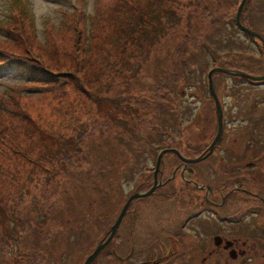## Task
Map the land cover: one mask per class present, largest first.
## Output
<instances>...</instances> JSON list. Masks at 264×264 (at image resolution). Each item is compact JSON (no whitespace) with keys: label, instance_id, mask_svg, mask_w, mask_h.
Instances as JSON below:
<instances>
[{"label":"rangeland","instance_id":"obj_1","mask_svg":"<svg viewBox=\"0 0 264 264\" xmlns=\"http://www.w3.org/2000/svg\"><path fill=\"white\" fill-rule=\"evenodd\" d=\"M169 1L0 0V52L37 65L35 76L59 74L44 84L0 67V264H39L53 244L67 260H87L134 190L152 184L162 151L180 154L164 155L165 179L182 157H208L218 132L209 72L264 75L258 41L236 24L242 0ZM172 15L180 25L165 38ZM13 18L28 33L5 32ZM243 22L258 33V0L246 4ZM214 86L225 115L218 154L246 148L264 162V85L216 73ZM215 156L200 163L204 176ZM158 199L137 204L141 229L170 226L161 218L176 208L159 209Z\"/></svg>","mask_w":264,"mask_h":264},{"label":"flooded vegetation","instance_id":"obj_2","mask_svg":"<svg viewBox=\"0 0 264 264\" xmlns=\"http://www.w3.org/2000/svg\"><path fill=\"white\" fill-rule=\"evenodd\" d=\"M257 41L259 62L264 58V0H258ZM258 84L264 85V81ZM199 109L200 106H196L193 114L196 128H199L204 110ZM224 116L223 111V120ZM240 128L244 130L239 135L247 126ZM195 132L196 142L201 143L198 138L201 132ZM255 132L258 133V128ZM210 142L200 155L208 149ZM219 148L217 144L210 156L196 163L183 162L179 157L180 162L172 166L173 172L166 179L162 161L157 174L155 168L152 184L146 189H135L133 195L146 193L156 184L154 193L133 201L112 241L91 264H264V162L258 163L259 154L250 152L255 162L244 161L248 154L246 148L237 153L238 150L224 147L223 154H218ZM212 155H216L219 162L207 164L204 176V170L199 167ZM186 159L195 160L198 156ZM153 196L163 199L157 206L159 209L175 207L176 212L169 220L161 218L170 226L141 229L137 223V204ZM66 251L76 252L74 248ZM40 257L45 258L39 264L87 262L86 259L67 260L54 244L48 249L43 248Z\"/></svg>","mask_w":264,"mask_h":264},{"label":"water","instance_id":"obj_3","mask_svg":"<svg viewBox=\"0 0 264 264\" xmlns=\"http://www.w3.org/2000/svg\"><path fill=\"white\" fill-rule=\"evenodd\" d=\"M247 1L248 0H242L240 5H239L238 11H237V15H236V24L240 28V30L243 31L244 33H246L248 36H250L253 39H258V33H256L253 30L245 27L242 24V22H241L242 14H243L244 8H245V6L247 4ZM216 73H222V74H226V75H230V76H236V77H240V78H244V79L250 80L252 82H262V81H264V76L263 77L252 76L249 73H246V72L241 71V70H230V69H223V68H214V69H212L209 72V74H208L209 91H210V95L212 96V98H213V100L215 102V105H216V110H217V115H218V132H217V135H216L213 143L211 144V146L207 150L206 157L209 156L213 152L215 146L217 145V143L219 142V140H220V138L222 136L223 127H224L223 110H222L220 101H219V99H218V97L216 95L215 86H214V75ZM169 152H174V153L179 154L175 150H164V151H162L160 153L159 157H158L156 174H157V172H158V170L160 168V165H161V162H162V159H163L164 155L169 153ZM203 159H204V157H200V158L195 159V160L186 159V158L182 157V160L184 162H186V163H196V162L202 161ZM155 190H156V184L150 191H148L146 193H142V194H135V195H133V196H131L129 198L128 203L126 204V206L122 210L117 222L112 227L110 233L102 241V243L96 248V250L93 252V254L87 259V262L85 264H91L98 257L100 252L106 247V245L112 241L113 236L115 235L117 228L121 224L123 218L125 217L128 209L130 207V204L135 199L149 197L150 195H152L154 193Z\"/></svg>","mask_w":264,"mask_h":264},{"label":"trees","instance_id":"obj_4","mask_svg":"<svg viewBox=\"0 0 264 264\" xmlns=\"http://www.w3.org/2000/svg\"><path fill=\"white\" fill-rule=\"evenodd\" d=\"M248 2H249V0H248ZM169 3H170V6L173 7L176 2H175V0H170ZM78 12L82 16V12L81 11H78ZM173 12H174V9L168 8L166 10V15L169 16L171 13L173 14ZM243 14H244V12H243ZM28 15L31 17L30 14H28ZM74 15H77V12ZM64 16L65 17L67 16L66 13L64 14ZM13 20H14V18H13ZM179 20L180 19L175 18L174 15H172V17H168L167 24H166V26L163 27V30H164L163 34H164L165 38L167 37V35H169V33H170L171 30L175 29L176 27H178L180 25L179 24ZM8 22H9V20L6 23H4V24H7ZM242 22H243V15H242ZM214 23H215V21H214ZM216 23L218 24L217 21H216ZM8 25L9 26H7L5 28V32H7V33H10L12 31H16V32H19V33H28L27 31L21 30L19 24H17V21H15V20L13 22L9 23ZM79 29H80L79 27H74L73 28L74 36H76L77 38L83 37L85 35V32L84 31H86V29H82V31L79 30ZM11 56H14V55H11V54H8L7 55L5 53H1L0 52V67L1 68H3L4 66H8V65L12 64L13 66L15 65L14 67L17 68L18 71H20L18 69V67L23 72L27 71V72H25L28 75L25 78L26 80H31V81H35V82H43L44 84H47V83H50V82H52V83L55 84L56 82L59 81L57 79L59 77V74L54 73V72H52L50 70H45L43 72V75L42 76L40 74H38V76H35L34 71H35V66L37 67V65H35L32 68V70H30L29 67H28L27 60H25V59L24 60L23 59H17L16 57H11ZM172 79H173V82L174 83H177L178 77H177L176 74L172 77Z\"/></svg>","mask_w":264,"mask_h":264}]
</instances>
